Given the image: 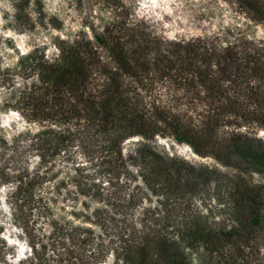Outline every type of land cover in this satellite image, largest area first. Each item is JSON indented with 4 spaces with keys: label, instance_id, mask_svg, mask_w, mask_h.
I'll use <instances>...</instances> for the list:
<instances>
[{
    "label": "trees",
    "instance_id": "16d2710c",
    "mask_svg": "<svg viewBox=\"0 0 264 264\" xmlns=\"http://www.w3.org/2000/svg\"><path fill=\"white\" fill-rule=\"evenodd\" d=\"M223 1L264 28V0ZM54 47L50 60L36 50L19 59L34 80L21 91L17 109L25 121L45 126L40 135H56L54 150L96 155L106 179L102 187H121L114 182L128 175L121 146L137 137H170L242 174L264 173V143L255 135L264 131V40L236 29L169 39L122 17ZM63 124L73 128L61 139L51 126ZM132 159L146 187L166 202H186L187 194L209 183L222 189L226 197L219 204L233 224L214 229L201 214L188 212L176 236L150 229L135 243L125 240L118 254L125 264H191L189 253L198 264H264L261 186L164 159L146 146Z\"/></svg>",
    "mask_w": 264,
    "mask_h": 264
},
{
    "label": "rangeland",
    "instance_id": "374dc122",
    "mask_svg": "<svg viewBox=\"0 0 264 264\" xmlns=\"http://www.w3.org/2000/svg\"><path fill=\"white\" fill-rule=\"evenodd\" d=\"M122 17L143 21L169 39L236 29L264 40L263 27L223 0H0V264H125L118 255L125 240L135 243L150 229L176 236L188 212L192 218L201 214L214 229L232 226L219 204L226 193L211 183L202 192L187 194L186 202H166L154 195L132 159L142 146L164 159L207 167L224 176L240 175L264 189V173L242 174L195 155L170 137L158 136L125 141L121 153L128 175L114 179L121 182L120 188L102 187L106 179L96 155L75 148L54 150L56 135H40L45 126L23 119L17 100L34 77H27L29 69L24 62L18 64L19 59L36 50L50 60L57 54V40L70 42L80 32L90 36ZM157 92L164 100L165 93ZM51 128L64 139L73 127ZM255 135L264 143L263 130L257 129ZM133 228L140 232L132 236ZM24 244L31 254L25 250L24 259L17 262ZM189 258L198 264L195 255L189 253Z\"/></svg>",
    "mask_w": 264,
    "mask_h": 264
},
{
    "label": "clouds",
    "instance_id": "9594fccd",
    "mask_svg": "<svg viewBox=\"0 0 264 264\" xmlns=\"http://www.w3.org/2000/svg\"><path fill=\"white\" fill-rule=\"evenodd\" d=\"M0 23H3V21H0ZM0 191H3V189H0ZM3 197H0V201H2ZM12 243H17V241L13 240ZM21 250L19 251V254L16 256V260H19L21 258L24 257V253H25V250L28 251V254L30 255L31 254V250L30 249H27V245L24 244V245H21ZM13 264H15V261H13Z\"/></svg>",
    "mask_w": 264,
    "mask_h": 264
},
{
    "label": "water",
    "instance_id": "95a60500",
    "mask_svg": "<svg viewBox=\"0 0 264 264\" xmlns=\"http://www.w3.org/2000/svg\"><path fill=\"white\" fill-rule=\"evenodd\" d=\"M134 139H137V138H132V139H130V140H134Z\"/></svg>",
    "mask_w": 264,
    "mask_h": 264
}]
</instances>
